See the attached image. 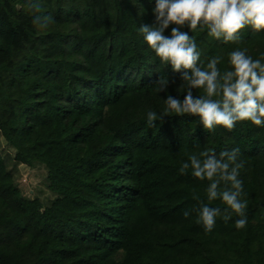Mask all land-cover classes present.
<instances>
[{"label":"trees","instance_id":"obj_1","mask_svg":"<svg viewBox=\"0 0 264 264\" xmlns=\"http://www.w3.org/2000/svg\"><path fill=\"white\" fill-rule=\"evenodd\" d=\"M40 4L0 0V136L14 166L0 152V264H264V127L208 131L198 116L175 114L147 123L166 95L184 96L180 74L138 32L153 23L155 0ZM36 16L53 20L40 28ZM240 34L225 43L189 32L201 63L221 56V71L237 48L264 62V30ZM159 77L174 81L166 92ZM233 148L247 225L237 229L233 214L206 232L195 209L209 203L208 181L180 167L204 149ZM18 165L45 169L49 203L23 195Z\"/></svg>","mask_w":264,"mask_h":264},{"label":"clouds","instance_id":"obj_2","mask_svg":"<svg viewBox=\"0 0 264 264\" xmlns=\"http://www.w3.org/2000/svg\"><path fill=\"white\" fill-rule=\"evenodd\" d=\"M29 11H42L40 0H27ZM152 24H141L138 32L162 63L171 65L173 73H179V87L183 89V99L166 95L164 108L160 114L149 110L146 114L149 126L164 116L195 115L208 131L223 126L231 131L237 122L249 121L254 126L264 127V62L253 59L247 49H235L228 53V66L221 71L218 65L221 56H213L206 64L201 63V51L189 32L207 31V35L227 42H238L241 30L249 26L252 30H264V0H155L152 9ZM53 18L36 16L40 28H47ZM171 25V32L165 29ZM187 27L189 31L181 29ZM168 77H159L157 92H166L170 83ZM203 94H193V90ZM239 149L224 150L219 153L204 149L193 153L187 162L181 164L183 174L191 165L192 176L208 181L205 189L209 203H201L195 212L198 223L206 232L216 226L217 217L224 221L233 214L240 217L235 221L237 229L247 225V202L242 200L243 181L240 169L244 162L239 160ZM195 198V197H194ZM219 200L226 205L223 209L210 206ZM189 216V211L183 213Z\"/></svg>","mask_w":264,"mask_h":264},{"label":"rangeland","instance_id":"obj_3","mask_svg":"<svg viewBox=\"0 0 264 264\" xmlns=\"http://www.w3.org/2000/svg\"><path fill=\"white\" fill-rule=\"evenodd\" d=\"M0 152L7 160L9 168H14L10 161L13 151L6 145L0 136ZM17 183L21 186V190L26 197H39L44 204L50 202L53 198L52 194L46 188V171L42 166L36 168H28L23 165L16 166Z\"/></svg>","mask_w":264,"mask_h":264}]
</instances>
